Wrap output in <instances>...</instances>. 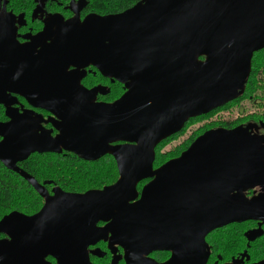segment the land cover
<instances>
[{
  "label": "water",
  "instance_id": "1",
  "mask_svg": "<svg viewBox=\"0 0 264 264\" xmlns=\"http://www.w3.org/2000/svg\"><path fill=\"white\" fill-rule=\"evenodd\" d=\"M78 8L67 20L48 16L28 45L17 46L10 27L0 35V103L14 93L50 115L0 124V162L43 200L34 215L0 219V264H92L90 255H106L89 251L100 242L110 264H206L208 234L264 224V189L246 196L264 187V134L251 126L210 129L157 169L155 148L190 119L243 95L252 57L264 48V0H140L83 19ZM89 67L122 85L117 101L96 103L107 88L80 85ZM48 123L51 130L39 127ZM63 151L86 162L112 157L116 182L49 193L51 182L15 166L34 152ZM260 226L244 235L248 243L262 236ZM163 251L171 253L166 262L149 258Z\"/></svg>",
  "mask_w": 264,
  "mask_h": 264
},
{
  "label": "flooded vegetation",
  "instance_id": "2",
  "mask_svg": "<svg viewBox=\"0 0 264 264\" xmlns=\"http://www.w3.org/2000/svg\"><path fill=\"white\" fill-rule=\"evenodd\" d=\"M4 1L5 0H0V35L4 29L10 27L12 32H13L12 35L14 38V42L17 44V46H24V45L30 44L31 39L34 38L36 35H38L42 31L43 25H44L43 22L50 15L58 14V15L62 16L65 20H67V19H70L73 16H75V14L71 10V7L75 10H78L79 9L78 7H80V6H82V9L80 10V12H78V16L80 19H83L85 16H87L89 14H94V13H90L89 11H87V9H86L87 1L86 0H81V2L79 4H78V0H66V2H60L58 0H8L6 4H4ZM38 7H39V9H38ZM36 9H38V10H36ZM0 38H1V36H0ZM4 46L6 47V45H4ZM94 82L96 84H93ZM115 84H119V83L111 82L110 79L101 76L94 68H91V67L86 69V76L80 82V85L87 90H90L96 86H102L104 88H107V90L109 91L108 93H106L107 91L105 92V90H104V92L106 94H104V95L98 94L96 96V99H95L96 103H103V104L114 103L124 93L122 85L119 84V85H121L122 93L118 94V95L112 94V88L115 86ZM4 101H5V103H0V124H3L4 126H7L8 124L11 123V116L14 117V120H16L17 118H20L21 116H24V115L28 116L32 120H34L38 116H42V118L44 120H48V118L50 116L48 112H46L40 108H36V107L29 105L28 102L23 97H21L17 94H14V93H10L9 96L7 93V99H5ZM255 105L256 106L258 105L257 101L255 102ZM258 115H259V112L254 111L249 116H247V117L245 116L246 117L245 122H242V123L240 122L237 125L236 124H230V123L227 125L221 124L217 128L232 129V128H235L238 126H251L253 133L261 134L263 132L262 134H264V122L256 121V119H254V118H257ZM28 125H30V124H28ZM40 126H43V128H45L46 130H51V124H49V123L48 124H40L39 127ZM28 127H30V126H28ZM210 129H212V128H210ZM207 130H209V129H207ZM35 132L38 135L40 134L39 130L38 131L36 130ZM56 134H57V132L55 130H53L52 136H55ZM2 139H3V137H0V141H2ZM41 155L72 156L71 153H67L64 151L59 155H57V154H38V153L34 152V153H31L26 159H24L22 161H17L15 163V166L19 170L28 174V172L25 170V164L31 158L39 157ZM175 158H177V157H173L172 159H175ZM172 159H170V160H172ZM28 175H30V174H28ZM2 176L3 177H10V176L20 177L16 172L9 170L0 162V177H2ZM32 178H34V177L32 176ZM147 182L148 181H143L141 183L146 184ZM53 186L54 185L46 186L47 190H48L47 187H51L50 190H48L49 193L51 192V189L53 188ZM262 189H264V187L249 190L248 192H246V196L251 197L253 195H256L259 192H261ZM248 223L252 224V226H251L252 228L250 227L248 230H246L245 233L243 234V236L247 232L258 230V228H259L258 225L261 224L260 231L262 232V236L258 239H261L264 237V224H262L259 221H246V222H243L241 224H248ZM102 226H104V223L98 224V227H102ZM3 238H4V236L0 235V240ZM258 239H256V240H258ZM205 240H206V238H205ZM102 244L105 246V248L107 250L106 243L100 242L96 246L90 247L89 251H92L95 249H100L102 252H104V253L107 252L109 254L108 250L106 252L102 250V248H101ZM248 244H250V243H248ZM118 253L122 254V250L120 248H118ZM157 255H165V259L158 261L157 259L154 258V256L156 257ZM242 255H243V253L242 254L237 253L235 255L236 257H231V259L228 262H223V259L220 256H215V259L211 260V255H209V258H208V261L206 264H216V262H217V264H232V260L236 261L238 264H254V263H256V262H250L251 261L250 258L248 261H246V257L248 256L247 253H246V255H244V257ZM109 257H110L109 259H111L110 254H109ZM170 257H171V253L165 252V251L153 252L149 255V258L154 260L157 263H164L167 260H169ZM92 258H95V257H92L90 255V261ZM218 258H220L219 261H218ZM47 260L54 264V261L51 258H48ZM91 263H92V261H91ZM121 263L124 264L123 261H120L118 264H121ZM109 264H110V260H109Z\"/></svg>",
  "mask_w": 264,
  "mask_h": 264
},
{
  "label": "trees",
  "instance_id": "3",
  "mask_svg": "<svg viewBox=\"0 0 264 264\" xmlns=\"http://www.w3.org/2000/svg\"><path fill=\"white\" fill-rule=\"evenodd\" d=\"M58 1L66 2V0H58ZM86 1H87V7H86L87 11H89L90 13H94L97 15L104 16V15L121 13V12L125 11L126 9L131 8L133 5H135L140 0H86ZM263 74H264V48L262 50L256 52L252 57L250 75H249L247 84L245 86V91H244L243 95L240 98L224 105L223 107L214 110L213 112L208 114V116H211V114L213 115L214 112H216V111H218L224 107H228L229 104H233L236 101L246 97L245 96L246 95L245 94L246 89L249 87L250 84L252 86L253 85L256 86V84H258L257 86H263L264 87V75ZM113 88H117V89L120 88L121 90L119 92L117 91L118 93H112V94L118 95V94L122 93L121 85L115 84V86ZM258 90L262 91V89H260V88ZM251 96L252 95L248 96V99H247L248 101L250 100ZM251 101H254V99ZM258 116H260V115H258ZM207 117L201 116V117L195 118V120L196 119H202V118L205 119ZM191 120H194V119H191ZM222 124L227 125L229 123H222ZM183 131L184 130H182L179 134L164 140L155 148V159H154L155 162L162 160V157L167 156V155L168 156L173 155L172 157H170L171 159L173 157H178L182 150L184 151L187 149L188 146L185 145L184 147H182L180 149L179 152L168 153V154L163 152V153H161V155L159 157L160 151L166 146L167 142L174 139L176 136L181 135V133ZM194 137L191 138V141H192V139L194 140ZM40 158H45V156H42ZM34 161L35 160L33 158H31L25 164V170L28 172V174L33 176L35 178V180H37L38 183L51 182L52 185L59 187L62 191L68 192V193H84V192L89 191V190H100L103 187L110 186V185L114 184L115 181L117 180V176H118L115 162H114L113 158L110 156H104V157H102L99 160L94 161V162L82 161L74 155H72V156H54L52 158L49 157L48 160H46L45 162H42V163H38L37 165H34ZM155 162H154V164H155ZM36 170H39V172H37ZM37 173H40V174L46 175V176H49V175L56 176L58 179L62 180L67 186L70 185L68 187H70V188L72 187L71 191L65 190L63 188L65 186L57 185V183L54 179H45V180L40 182L38 179ZM109 175H112V178L107 180ZM13 178H15V179L12 181ZM13 178H12V176L9 178L3 177V176L0 177V205L11 206V205L16 204V201L19 199L26 201L29 198L32 206H31L30 210H28L27 208H23L20 211L19 210H12V211L8 210L6 212L7 214H5V215H8L11 212H19V213H22V214L27 215V216L34 215L35 213H37L41 209V207L43 205V202H42L43 200L33 191V189L23 179H21L18 176H13ZM15 181H17L18 184H16ZM74 187H76V188H74ZM47 188H51V187H47ZM6 199H8V201H6ZM5 215H3V216H5ZM227 227H229V226H227ZM221 231L225 233L224 245H223V243H218V242H216V244L214 246L212 245V247H210L208 245L209 250H210V255L213 258H215V254L213 253V251L218 250V248L221 249V246L226 247V250H228L230 248H236L242 244L243 239L246 241V245H248V248L246 249L247 255L249 258H251V256L248 254L249 253L248 250L251 249L252 245L258 244L260 242V240L262 239V238L258 239L256 241L248 244L247 240L245 239L244 236L240 237L241 240H239V239L235 238L230 233L228 228H226V229H219L218 231L215 230L212 233H210L206 237V240H205L206 243L208 242V239L210 237H212L213 233H216V236H219ZM216 256H220L222 259L224 258L222 255L217 254ZM108 259H109V254L106 252V255L104 256V258H102V259L92 258L91 261H92V264H106Z\"/></svg>",
  "mask_w": 264,
  "mask_h": 264
},
{
  "label": "rangeland",
  "instance_id": "4",
  "mask_svg": "<svg viewBox=\"0 0 264 264\" xmlns=\"http://www.w3.org/2000/svg\"><path fill=\"white\" fill-rule=\"evenodd\" d=\"M93 84H96V83L94 82ZM257 85L258 84H256V86H254V85L252 86L250 84L249 87L246 89V93H245L246 97L236 101L233 104H229L228 107H224V108L214 112L213 115L212 114H211V116L206 115L204 117H207V116L208 117L205 118V119H203V118L202 119H196V120H195V118H194V120L190 119L186 123V126L184 127L185 129L184 128L182 129L184 131L181 133V135L176 136L174 139H172L169 142H167L166 146L160 151L159 157H160L161 153H163V152H165L166 154H168V153H176V152H179L180 149L182 147H184L185 145L186 146H188V145L190 146V144L198 136H200L201 134L206 132L207 129H209V130H210V128L216 129L222 123H230V124H236L237 125L240 122L241 123L245 122V118L247 116H249L254 111L259 112V115H260V116H257V118H254V119H256V121L264 122V87L263 86H257ZM259 88L262 89V91L258 90ZM120 90H121L120 88H118V89L117 88H112V93H118ZM249 95H252V96H251L250 100L248 101L247 99H248ZM253 99H254V101H251ZM256 101L258 102L257 106L255 105ZM179 133H177V134H179ZM262 133L260 135H262ZM177 134H175V135H177ZM192 137H194V140L192 139V141H191ZM182 151L180 152V154L182 153ZM42 156H45V158H40ZM54 156H56V155H41L39 157H34L33 158L35 160L34 161V165H37L38 163L45 162L46 160L49 159V157L52 158ZM172 156L173 155H171V156L170 155L169 156L168 155L167 156H163L162 160L156 161V162L154 161L155 162V164L153 163L154 164L153 165L154 169H157L158 167L163 165L164 162L166 163V161L170 160L171 159L170 157H172ZM36 171L39 172V170H36ZM37 174H38V179H39L40 182L45 180V179H54L56 181L57 185L65 186V187H63L65 190L71 191L72 187L71 188L68 187L70 185L67 186L62 180L58 179L56 176H54V175L46 176V175H42L40 173H37ZM112 175H109L107 180L112 178ZM117 178H118V176H117ZM14 179L15 178H13L12 181ZM15 183L18 184L17 181H15ZM144 185L145 184L140 183L137 186V191L140 192ZM74 188H76V187H74ZM48 190H50V188H48ZM6 201H8V199H6ZM31 206H32V204H31V201L29 200V198L26 201H23V200L19 199V200L16 201V204L11 205V206L0 205V217L2 218L3 215L7 214L6 212L8 210H10V211L19 210L20 211L23 208H27L28 210H30ZM251 226H252V224H250V223H248V224H241L240 223V224H231V225H229V227L226 226V227H224L222 229L228 228L230 233L235 238L241 240L240 237H243V234L245 233V231L248 230ZM218 230H216V231H218ZM224 235H225V233L222 232V231H221L219 236H216V233H213L212 237H210L208 239V242H207L208 244L207 245L212 247V245L214 246L216 244V242L223 243V245H224V243H225V238H224L225 236ZM101 248H102L103 251H107L103 244L101 245ZM247 248H248V245H246V241L243 239L242 240V244L240 246L236 247V248H230V249L226 250V247L221 246V249L218 248V250L213 251V253L215 254V256L217 254L218 255H222L224 257L223 258V262H228L231 259V257H236L235 255L237 253H240V254L243 253L244 255H246V253H247L246 249ZM248 252H249L248 254L251 256V258H250L251 261L250 262H256L257 263V262L261 261L264 258V237L260 240V242L258 244L252 245L251 249L248 250ZM154 258L157 259L158 261H161V260L165 259V255H157L156 257L154 256ZM213 259H215V258L212 257L211 260H213ZM109 260L110 259H108L106 264H109ZM121 264H123V263H121Z\"/></svg>",
  "mask_w": 264,
  "mask_h": 264
}]
</instances>
